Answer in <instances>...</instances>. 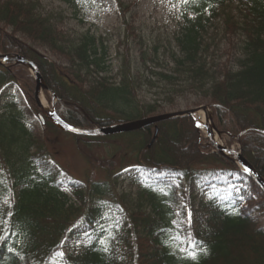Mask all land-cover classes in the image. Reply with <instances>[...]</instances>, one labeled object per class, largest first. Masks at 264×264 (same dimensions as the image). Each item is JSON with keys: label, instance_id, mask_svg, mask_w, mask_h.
I'll return each instance as SVG.
<instances>
[{"label": "trees", "instance_id": "trees-1", "mask_svg": "<svg viewBox=\"0 0 264 264\" xmlns=\"http://www.w3.org/2000/svg\"><path fill=\"white\" fill-rule=\"evenodd\" d=\"M114 1L122 32L112 52L107 34L65 30L64 13L46 12L41 0H0V54L34 61L58 115L82 129L161 114L195 95L264 179V0H187L184 22L153 40L136 26L137 4ZM220 35L236 43L218 64L210 58ZM13 85L27 107L14 98L0 106V195L11 200L0 204V264H264V225L255 215H264V193L205 145L190 117L102 137L63 133L46 120L43 136L29 126L40 112L33 76L0 65V89ZM49 134L83 143L89 172L105 179L63 175ZM133 166L184 179L188 188L138 181L127 190L121 173ZM235 175L247 185L241 202L194 195L199 182ZM179 192L194 213L189 222L179 218ZM73 238H82L79 248L63 253Z\"/></svg>", "mask_w": 264, "mask_h": 264}, {"label": "rangeland", "instance_id": "rangeland-1", "mask_svg": "<svg viewBox=\"0 0 264 264\" xmlns=\"http://www.w3.org/2000/svg\"><path fill=\"white\" fill-rule=\"evenodd\" d=\"M127 3L137 4L135 15V23L142 32V34L148 40H153L158 37L166 38L167 36L173 34L181 22H184L182 17L184 11L185 0H123ZM44 10L50 11H60L63 12L66 19L63 24L64 29L69 31H91L98 34H107L109 37V43L112 48V52H115L116 44L119 39L121 31V19L119 16V11L116 7L114 0H74L72 3H62L59 0H41ZM221 20L216 21V25L220 26ZM221 35L219 36V39ZM235 37H228V39L222 37L221 41L217 40L218 47L215 54L210 58L213 59L215 63L221 64L229 60L234 54V44ZM234 43V44H233ZM42 53L44 49H39ZM114 71L116 68L114 67ZM49 109H51V98L46 94ZM148 100L151 99L149 95ZM16 99L21 107L26 108L27 104L22 92L16 86H8L0 89V106L11 99ZM200 105H207L208 103L201 102L195 95H186L185 97L177 99V105L174 108L167 107L164 112L181 111L193 109ZM38 114L31 115L29 119V126L34 129L36 134H42L44 136V127L38 120ZM203 137L204 131L200 129L199 131ZM221 139L224 142V146L227 148L240 149V141L238 137L220 133ZM46 138V137H45ZM50 143L52 144L49 149L51 155H53L54 162L58 165L60 170H62L63 175H67L70 178H74L80 181H86V175L89 172L88 163L83 156L82 151H84V144L77 142L71 136L60 135H50ZM47 139V138H46ZM94 150V149H93ZM95 154L100 156L104 154L103 149L95 150ZM235 162H240L238 159ZM89 174L96 180H104L105 174L103 172H94ZM120 181L123 179L125 183L123 187L127 190L129 188L135 191L138 187L139 182H176L178 187L181 189H187L186 181L183 179L179 182V178L172 177L170 175H156L152 172H147L140 167H131L124 170L122 173ZM241 177L235 176H224V177H213L208 179L206 182H199L194 188L195 196L206 197L209 200L213 197L218 196L224 200H232L240 198L241 193L247 189V185L242 181ZM139 181V182H138ZM179 195L182 194L179 192ZM181 205L184 206V213L181 215L179 212V218L189 222L193 219L194 213L190 205L186 204L184 201V195L182 196ZM11 202L7 195L1 197L0 204H9ZM258 224L264 225V215L255 214ZM82 231L85 229L82 228ZM85 233L84 235H86ZM82 242V238H73L68 241L67 246L64 248L63 253L73 251L79 248Z\"/></svg>", "mask_w": 264, "mask_h": 264}, {"label": "water", "instance_id": "water-1", "mask_svg": "<svg viewBox=\"0 0 264 264\" xmlns=\"http://www.w3.org/2000/svg\"><path fill=\"white\" fill-rule=\"evenodd\" d=\"M0 64L2 65H8L11 64L13 66H25L27 67L33 74L35 80H36V90H35V101L37 105L41 109V113L39 114V119L41 120L42 124H45L44 118L46 117L49 121H51L57 128H59L62 132L69 133L76 136H87V137H96V136H111L121 133H129L141 130L142 128H145L147 126L172 120V119H178L183 117H190L191 119L196 122V116H200L198 113L206 108L205 106H200L197 108H193L190 110H181V111H172V112H166L163 114L122 123L115 126L105 127L101 129L96 130H84L77 128L70 123L66 122L64 119H62L56 112L55 103L57 101L56 96L51 93L52 98V106L49 111H45L42 107V104L40 102L38 92L39 88L42 87L45 91H48L47 86L45 85L42 76L36 66V64L20 55H10V54H0ZM211 123L213 125L214 130L218 131L216 127L214 126L213 119L211 116ZM158 132V131H157ZM156 132V133H157ZM205 138L209 141V144L220 154L229 157L234 156L238 160H240L245 165V172L249 178H251L263 191H264V180L259 175V173L254 169V167L244 158L242 155V152L239 150H236L234 148H227L225 146H220L214 140L212 139V136L210 134V131L205 127L204 128Z\"/></svg>", "mask_w": 264, "mask_h": 264}, {"label": "bare ground", "instance_id": "bare-ground-1", "mask_svg": "<svg viewBox=\"0 0 264 264\" xmlns=\"http://www.w3.org/2000/svg\"><path fill=\"white\" fill-rule=\"evenodd\" d=\"M38 96H39L43 109L46 111L49 110V105H48V101L45 95V91L42 87H40L39 89ZM198 114L200 116L195 117L198 128L203 130L206 127L210 131L212 139L216 141V143H218L220 146H224L225 144L223 140L221 139V135L214 130L212 123L210 121L211 119L210 109L206 107L202 109Z\"/></svg>", "mask_w": 264, "mask_h": 264}, {"label": "snow or ice", "instance_id": "snow-or-ice-1", "mask_svg": "<svg viewBox=\"0 0 264 264\" xmlns=\"http://www.w3.org/2000/svg\"><path fill=\"white\" fill-rule=\"evenodd\" d=\"M185 2H187V0H185Z\"/></svg>", "mask_w": 264, "mask_h": 264}]
</instances>
